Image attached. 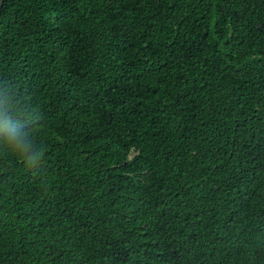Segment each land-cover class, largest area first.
Here are the masks:
<instances>
[{
  "label": "trees",
  "instance_id": "obj_1",
  "mask_svg": "<svg viewBox=\"0 0 264 264\" xmlns=\"http://www.w3.org/2000/svg\"><path fill=\"white\" fill-rule=\"evenodd\" d=\"M0 264H264V0H3Z\"/></svg>",
  "mask_w": 264,
  "mask_h": 264
},
{
  "label": "clouds",
  "instance_id": "obj_2",
  "mask_svg": "<svg viewBox=\"0 0 264 264\" xmlns=\"http://www.w3.org/2000/svg\"><path fill=\"white\" fill-rule=\"evenodd\" d=\"M10 123V122H9ZM25 135L14 127L3 130V143L6 147L21 158V162L29 167L36 159L34 155H29V144L25 142Z\"/></svg>",
  "mask_w": 264,
  "mask_h": 264
},
{
  "label": "water",
  "instance_id": "obj_3",
  "mask_svg": "<svg viewBox=\"0 0 264 264\" xmlns=\"http://www.w3.org/2000/svg\"><path fill=\"white\" fill-rule=\"evenodd\" d=\"M2 2H3V0H0V9H1V6H2Z\"/></svg>",
  "mask_w": 264,
  "mask_h": 264
}]
</instances>
